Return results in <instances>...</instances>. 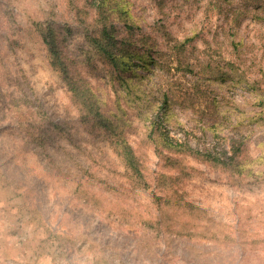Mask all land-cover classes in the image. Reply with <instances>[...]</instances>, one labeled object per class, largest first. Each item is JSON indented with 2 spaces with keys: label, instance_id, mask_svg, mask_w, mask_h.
<instances>
[{
  "label": "rangeland",
  "instance_id": "374dc122",
  "mask_svg": "<svg viewBox=\"0 0 264 264\" xmlns=\"http://www.w3.org/2000/svg\"><path fill=\"white\" fill-rule=\"evenodd\" d=\"M125 1L154 62L123 73L90 45L91 0H0V264H264V0ZM48 25L144 182L74 102ZM164 111L171 138L240 165L154 142Z\"/></svg>",
  "mask_w": 264,
  "mask_h": 264
},
{
  "label": "trees",
  "instance_id": "16d2710c",
  "mask_svg": "<svg viewBox=\"0 0 264 264\" xmlns=\"http://www.w3.org/2000/svg\"><path fill=\"white\" fill-rule=\"evenodd\" d=\"M92 7L96 12L95 24L93 31L88 32L87 36L90 45L98 54L108 62L118 72L135 71L139 68H147L149 62H154L151 58L150 49L140 51L142 47H135L131 36L134 35L135 25L131 24L132 16L130 9L127 7L125 0H91ZM123 23V26L120 25ZM40 32L50 53L52 64L60 70L68 90L76 104L86 112L87 115L94 116L96 123L108 132H113L116 136L112 140V146L118 156L123 160L125 165L134 175L144 182V174L141 164L137 158L131 144L117 131V126L110 118L101 113L97 103L96 95L90 87L81 81L75 80L70 76L69 69L63 59V55L57 41L56 31L52 25L47 28L40 27ZM192 41V38L183 42L177 41L173 49L183 53L185 46ZM121 73V75H123ZM167 113L157 115L158 119L152 125L151 138L154 142L159 141L164 148L176 153L190 154L205 161H208L219 167H229L240 165L239 160L241 149H235L231 155L218 153L214 151H202L194 149L188 142L176 141L171 138L168 131L162 127L165 122ZM156 135V137H155Z\"/></svg>",
  "mask_w": 264,
  "mask_h": 264
}]
</instances>
